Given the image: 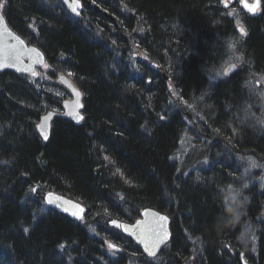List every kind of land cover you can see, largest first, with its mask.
<instances>
[{
  "label": "trees",
  "instance_id": "trees-1",
  "mask_svg": "<svg viewBox=\"0 0 264 264\" xmlns=\"http://www.w3.org/2000/svg\"><path fill=\"white\" fill-rule=\"evenodd\" d=\"M235 1L82 0L75 17L60 0H0L46 58L44 77L0 73V264H264V132L248 120L264 123V0L256 17ZM227 64L238 69L219 80ZM61 75L83 94L84 121L55 119L45 143L40 119L71 98ZM240 160L263 172L245 179ZM241 177L246 214L218 228L221 189ZM47 193L82 204L84 219ZM147 208L171 218L155 259L109 226Z\"/></svg>",
  "mask_w": 264,
  "mask_h": 264
},
{
  "label": "water",
  "instance_id": "water-1",
  "mask_svg": "<svg viewBox=\"0 0 264 264\" xmlns=\"http://www.w3.org/2000/svg\"><path fill=\"white\" fill-rule=\"evenodd\" d=\"M67 9L76 17L80 15L83 10L82 3L78 0H61ZM235 3V1H233ZM256 0H241V7L243 11L251 17H256L261 10L262 1L259 0V7L255 13L250 11L248 6H255ZM248 5V6H246ZM73 7L77 11H72ZM229 6L226 5V8ZM243 35L241 29L239 30ZM46 64L44 54L35 47H30L20 38L7 24L2 13H0V73H15L20 76L37 77L36 70L41 69ZM237 70L236 65H231L226 70V75L229 76ZM58 83L64 87L70 94L71 100H67L62 104V113L49 112L44 115L39 124L36 126V131L43 142H49L53 122L55 119H63L70 121L76 125H80L84 121V103L83 94L73 84V82L66 76L61 75L58 78ZM82 116L83 119H78ZM44 134H47L48 139H44ZM44 188H37L35 192ZM47 205L59 213L66 214L68 217L76 221H82L85 215L84 207L75 200L69 199L65 196L49 193L45 197ZM51 201V202H50ZM166 217L167 221L160 219ZM112 229L122 232L126 237L132 240L136 246L149 258H157L163 249L172 240L171 219L166 214H163L154 209L147 208L141 213V218L134 223H125L119 221H112L109 223ZM163 232L167 233V239L163 242H158ZM108 247L121 252L117 246L112 247V243L107 244ZM154 253V254H153ZM243 264H247L243 260Z\"/></svg>",
  "mask_w": 264,
  "mask_h": 264
},
{
  "label": "clouds",
  "instance_id": "clouds-1",
  "mask_svg": "<svg viewBox=\"0 0 264 264\" xmlns=\"http://www.w3.org/2000/svg\"><path fill=\"white\" fill-rule=\"evenodd\" d=\"M241 183L228 184L221 189L222 214L217 217L218 228H228L240 221L246 214L247 196L245 190L248 188V182L243 177ZM252 228L251 222L242 225L238 240L241 243L246 242L247 235Z\"/></svg>",
  "mask_w": 264,
  "mask_h": 264
},
{
  "label": "rangeland",
  "instance_id": "rangeland-1",
  "mask_svg": "<svg viewBox=\"0 0 264 264\" xmlns=\"http://www.w3.org/2000/svg\"><path fill=\"white\" fill-rule=\"evenodd\" d=\"M222 2L224 3V4H227L228 6H229V8H228V10H231V0H222ZM230 16L231 17H235V18H240L241 17V15H240V12L238 11V10H236V9H233L231 12H230ZM239 28H242L243 29V27H241V26H239ZM243 35H245V33L243 34ZM230 66V64H227V65H225L224 66V68L222 69V71H221V73H219V74H217V78L220 80L221 78H226L227 76L225 75V72H226V70H227V68ZM38 77H44V75L43 76H41V74L38 76ZM248 86V85H247ZM246 86V87H247ZM249 92L250 93H252L253 94V92H252V90L250 89L249 90ZM253 105H251V106H249V108H247L246 107V110H247V112H248V109L250 110V108L251 109H253ZM256 108V110H259V112L261 113V117H264V103H261L260 105H258V106H256L255 107ZM246 111H245V109L244 110H241V112L240 113H243V114H245V116H249V112L247 113ZM253 116H251L250 115V117H248V120H250L251 122H253L256 126L258 125V128H259V131H263L264 132V123H263V121H261V120H256L255 122L251 119ZM39 124V123H38ZM191 130V129H190ZM189 146H186L185 144H183V146H182V151L184 152L183 154H187L189 151H190V148H188ZM240 162H241V164H244L243 165V169H244V175L247 177V178H245V179H249V178H253L251 175H252V173L256 170V171H258L259 173H261V172H263V167H256L255 165H253L251 162H243L242 160H240ZM261 168V169H260ZM259 169V170H258ZM251 177H250V176ZM259 176V175H258ZM257 176V177H258ZM259 181H261V180H259ZM250 184V183H249Z\"/></svg>",
  "mask_w": 264,
  "mask_h": 264
},
{
  "label": "snow or ice",
  "instance_id": "snow-or-ice-1",
  "mask_svg": "<svg viewBox=\"0 0 264 264\" xmlns=\"http://www.w3.org/2000/svg\"><path fill=\"white\" fill-rule=\"evenodd\" d=\"M6 2V0H5ZM76 3H77V6L78 5V0H76ZM248 6V5H246ZM0 7H2V4H0ZM250 8V11H252L253 13H255L259 7V0H256V4L255 6H248ZM72 11H77V8L76 7H73ZM241 31L243 32V29H241ZM78 119H83L82 116H78L77 117ZM44 139L47 140L48 139V136L47 134H44ZM51 202V201H50ZM160 219L164 220L165 222L167 221V218L166 217H161ZM25 231H27V229H25ZM165 239H167V233L166 232H163L160 236V239L158 240V242H163ZM112 247H115L114 245ZM154 254V253H153Z\"/></svg>",
  "mask_w": 264,
  "mask_h": 264
},
{
  "label": "bare ground",
  "instance_id": "bare-ground-1",
  "mask_svg": "<svg viewBox=\"0 0 264 264\" xmlns=\"http://www.w3.org/2000/svg\"><path fill=\"white\" fill-rule=\"evenodd\" d=\"M9 26V25H8ZM21 39H23L22 37H20ZM24 41H26L25 39H23ZM27 42V41H26ZM28 44V43H27ZM29 45V44H28ZM31 47H35L37 48L36 46L32 45ZM38 49V48H37ZM39 50V49H38Z\"/></svg>",
  "mask_w": 264,
  "mask_h": 264
}]
</instances>
